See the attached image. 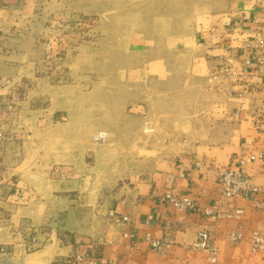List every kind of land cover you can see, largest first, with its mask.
<instances>
[{
	"label": "crops",
	"instance_id": "0c3cea01",
	"mask_svg": "<svg viewBox=\"0 0 264 264\" xmlns=\"http://www.w3.org/2000/svg\"><path fill=\"white\" fill-rule=\"evenodd\" d=\"M16 3L0 0V33L17 29L20 22L15 19L22 10ZM171 38L169 47L195 51L194 60L201 65L194 74H205L213 81L210 90L216 103L209 106L223 116L226 132H211L193 144L184 140L175 153L156 155L145 175L118 189L110 203L118 218H108L110 223L102 233L95 229L93 240L63 242L54 233H39L38 244L28 249L24 234L30 236L43 223L65 216L87 221L85 214L77 217L73 210L76 201L70 190L75 187L70 179L65 182L51 176L55 163L78 161V172H85L86 163L80 159L86 147L79 136L77 140L71 134L73 124L67 111L56 114L50 106L39 108L25 98L14 118L21 129H16L14 140L7 141L0 163V243L10 244L0 264H55L58 258L76 252L93 255L100 264H208L207 253L192 247L205 225L211 227L219 249L217 264H264V249L253 251L251 242L256 230L264 236V212L253 198H224L218 181L221 169L233 167L264 188V60L260 62L264 59V0H227L196 28ZM142 43L143 50L157 44L145 35ZM6 58L0 53V128L4 130L13 120L8 116V95L16 92L15 83L22 78L6 72ZM154 61L161 68L166 59ZM151 67L150 62L149 73L154 70ZM72 139L77 141L74 147ZM78 177L77 187L84 190L85 176ZM167 193L190 197L200 210L177 209L166 200ZM235 207L243 209L240 217L223 215L215 222L204 212L205 208L226 211ZM125 215L128 220L123 219ZM237 229L244 236L234 243L228 233ZM148 234L158 239L167 236L170 244L158 251Z\"/></svg>",
	"mask_w": 264,
	"mask_h": 264
},
{
	"label": "rangeland",
	"instance_id": "374dc122",
	"mask_svg": "<svg viewBox=\"0 0 264 264\" xmlns=\"http://www.w3.org/2000/svg\"><path fill=\"white\" fill-rule=\"evenodd\" d=\"M226 3L18 0L22 12L15 19L20 22L17 29L0 33V53L7 57L4 69L22 77L15 83L16 92L8 95L13 120L4 126L6 143L21 129L14 118L27 98L56 114L67 111L71 134L86 147L80 159L86 163L85 172H78V161L55 163L51 176L70 179L75 187L70 190L76 201L73 210L77 217L85 214L87 221L59 217L40 225L42 235L54 233L63 242L93 240L95 229L102 233L108 218H116L110 203L118 189L145 175L156 155L175 153L184 140L193 144L211 132H226L223 116L209 106L216 103L210 90L213 81L194 74L201 65L194 60L195 51L167 45L173 35L190 32ZM143 35L159 45L143 50ZM158 57L166 59L164 67L156 66ZM150 62L154 70L149 73ZM100 131L106 137L95 140ZM80 175L85 176L84 190L77 187ZM27 237L24 234L23 240Z\"/></svg>",
	"mask_w": 264,
	"mask_h": 264
},
{
	"label": "built area",
	"instance_id": "2783aa9c",
	"mask_svg": "<svg viewBox=\"0 0 264 264\" xmlns=\"http://www.w3.org/2000/svg\"><path fill=\"white\" fill-rule=\"evenodd\" d=\"M264 59H261L262 62ZM249 63H253V60H249ZM107 133L100 131L95 135V140H103L106 137ZM9 136L6 134V131L0 128V163L2 162L3 151L5 147L6 140ZM262 154H260L261 156ZM251 158H254L252 156ZM218 181L220 184V191L222 196L227 199H237L242 196L250 197L255 199L257 208L264 212V196L259 197L264 193V188L260 185L255 184L251 176L243 172L240 169L228 167L223 168L219 171ZM166 200L169 201L173 206L180 210H200L199 206L188 196L178 197L174 194L167 193ZM204 212L209 216L214 222L221 218L223 215L230 216H241L243 209L241 207H235L230 210L222 211L221 208L212 209L205 208ZM114 214V213H113ZM116 219L118 218L115 214ZM128 216H123V219L128 220ZM241 227V226H240ZM39 233L40 229L35 230L34 233H31L26 240V247L28 249H33L39 242ZM243 233L239 229L232 230L228 233V238L232 242H238L243 238ZM147 239L150 241L151 246L160 251L170 244L169 237L165 236L160 239L151 237L150 234L147 235ZM252 250L261 251L264 249V236L258 230L252 233ZM194 249H199L207 253V263L208 264H217L219 249L216 243L213 240L211 227L209 225L202 226L197 233L195 241L192 243ZM8 248L6 246H0V262L4 259L5 255L8 253ZM83 261H87L88 264H100V259L93 255L87 253L76 252L70 255H66L58 258L55 261V264H81ZM176 264V263H171Z\"/></svg>",
	"mask_w": 264,
	"mask_h": 264
}]
</instances>
